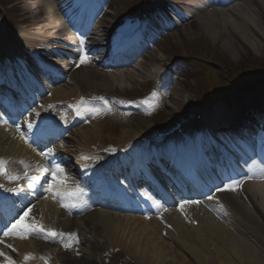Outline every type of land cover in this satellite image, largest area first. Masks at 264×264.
Listing matches in <instances>:
<instances>
[{
  "label": "bare ground",
  "instance_id": "6f19581e",
  "mask_svg": "<svg viewBox=\"0 0 264 264\" xmlns=\"http://www.w3.org/2000/svg\"><path fill=\"white\" fill-rule=\"evenodd\" d=\"M189 1L183 3L184 6L176 7L175 9L163 4L157 0H144L141 4L139 13L146 16V22L151 20L157 21L161 26L167 30H171V26L168 25V19L164 20L165 13L175 11L177 14H192L196 17L198 22V34L197 36H208L214 43L222 49H227L235 38L241 39L243 43H246L249 47H253L251 44H257L255 38L260 37L262 32L258 25L257 20L264 19V0H234L236 3H225L221 8H212L208 3H202L200 0H185ZM23 4L26 14L29 16L30 26L38 29V32L32 33L33 37H27L23 33H15L7 35L3 27L0 29V60L3 65L16 64L20 73H14L17 77H24L28 81L31 79L33 73H29L31 68H37L38 72L44 73L50 82L55 84L61 80H65V85L59 87L48 86L44 92H52L46 102H41L40 108H44L46 104L53 102H63L71 98L72 102L70 106L74 109L75 107L82 108L87 107L88 104L84 103L83 99L80 98L76 91L81 92L82 82L88 86V88L104 86L106 88H112L118 86L123 88L128 82H132L137 78L140 79L143 76L148 77L152 72L160 71V67L169 66L164 60H161L160 49L156 47L147 49L141 41L133 42L139 49V56L141 60L138 64L126 72H111V73H83L77 74L76 71L70 73L73 67V63L67 61V57L77 55L78 53L87 52L97 55L98 61H102L103 64L114 66L111 60L106 57H100L102 51L107 48L106 44H103V38L106 36L113 37L115 34L111 30L112 22L110 19L115 18V13L108 12L105 14L106 18H99L103 15L104 2L98 0H20ZM163 4V6L156 7V4ZM190 6H199L198 11H192ZM90 9L88 21L83 25L80 37L76 42L69 41L70 31L77 28L75 20L77 15L81 11ZM189 16V15H187ZM186 16V17H187ZM108 17V18H107ZM99 20V21H98ZM164 23H163V22ZM95 22V23H94ZM118 29V28H117ZM91 31V35H89ZM88 33V34H87ZM35 35V36H34ZM172 33L171 36H175ZM188 35V34H187ZM196 36V35H195ZM157 39V37L155 38ZM153 39V42L154 40ZM152 42V43H153ZM72 44H76L79 49L77 51L70 49ZM154 45V44H153ZM23 52L26 61L23 62L19 55V52ZM114 62V60H112ZM122 64L123 61L117 62ZM127 63V62H126ZM162 67V69H163ZM2 69V68H1ZM0 69V70H1ZM14 72V70H12ZM101 73V74H100ZM30 74V75H29ZM96 78H93V76ZM36 79V75H34ZM32 75V80H33ZM98 78V79H97ZM37 80V79H36ZM44 83L43 81H40ZM47 83V82H46ZM45 87V84H43ZM89 91V90H88ZM90 94V93H88ZM174 100H179L180 95L172 94ZM123 104V102H121ZM126 105V103H124ZM253 106L256 107L254 111H247L245 108H239L236 112L244 114L239 123H235L241 129H245L249 133L253 132L255 126H258L256 130L259 133L264 134V103L259 98H255ZM173 108L170 109V111ZM75 110V109H74ZM220 113H224L221 108L217 109ZM69 110L64 107L57 111L67 113ZM252 114V115H251ZM82 115H84L82 113ZM232 116V114L230 115ZM94 120L91 123L90 128H85V125H79L76 116L70 118L69 121L74 120V126L69 130L68 134L64 137V140H69L75 143L77 150H89L104 153L105 147L109 146L108 143L115 142V148L117 154L123 152L136 151V144L142 139L147 140V131L150 127V122L147 120L139 119L133 123L136 132H122L118 139L103 134L105 125L102 123L103 120ZM219 123V120H217ZM217 123H212L218 129L222 128ZM66 124V123H62ZM257 124V125H256ZM76 126V127H75ZM78 126V128H77ZM201 126V122H194V125L187 129L185 135H191V140H196V131ZM108 132V131H107ZM20 133L15 128H11L4 123H0V160L5 161L4 167L7 168L8 173H20L24 170V165H29L36 169H47L49 168V159L45 160L40 155L41 152L33 151L31 146L33 143L28 139H19ZM23 134L26 135L25 132ZM202 134V133H200ZM201 137V135H198ZM149 139V138H148ZM184 140V139H182ZM27 141V142H26ZM100 144V148L94 145ZM201 146L206 150H201ZM61 147H65L62 145ZM71 148V146H69ZM104 147V148H103ZM79 148V149H78ZM53 150V149H52ZM189 152H187V151ZM209 150V151H208ZM217 151V153L215 152ZM182 151L189 156L193 161V165L196 168L197 173L201 174V167H205L206 164L210 163V160L215 159L219 161L221 157V147L215 145H209L205 140L199 141L192 147L186 145L184 142V148ZM213 153L210 156L201 157L202 152L206 154ZM64 153V152H62ZM62 153H58L61 159L63 158ZM53 153L52 156H58ZM23 162V163H21ZM21 164L23 168L21 169ZM52 169V168H51ZM52 175V174H51ZM56 177H64L65 183L63 185H54L53 188L48 187V196L44 201L37 202L33 207L32 204L35 199H28L24 197L23 205L30 206L31 215L34 213L40 214L39 217H43L46 226L57 228V224L60 222L62 202L68 205L67 200L69 196L65 194L73 193L72 186L75 181L73 174L63 175L57 173ZM253 179L243 182L241 186V196H237L235 193H224L219 196L221 200H227L232 206L234 212L230 210L232 224L235 225V233L230 229L224 227L219 221H216L205 211L190 212V205H183V209H159L156 211L149 222L145 223L142 220L131 217V216H120L115 215L109 211H106L103 207H95L92 210L86 212L83 209L76 210L74 215L77 217L76 225L84 227L82 222H89L91 232H98L104 237L109 236L112 244H117L121 247H125L129 254L138 256L142 262L148 264H183L182 259L179 258V254L176 253V249L186 254V257L194 262V264H263L262 255L264 256V171L258 169L255 174H251ZM8 177L1 178L0 181L4 183ZM9 179V178H8ZM76 191V190H75ZM74 191V192H75ZM59 194V195H54ZM78 200L85 201L87 206L94 205L89 197L79 195ZM23 206V207H24ZM32 206V207H31ZM84 211V212H82ZM192 213L194 217L198 219V226L204 234V239L200 238L192 229L191 225L188 224L191 218L185 219L179 215ZM192 219H195V218ZM160 219H163L166 223L173 226L174 230L167 232L168 237L173 246L171 249L164 248V242L168 245V242L161 236V232L164 228L160 224ZM82 220V221H81ZM72 224V223H71ZM150 225V226H148ZM68 228V226H64ZM251 235L256 238V245L258 244L259 250L254 249V246L250 243L243 241L238 234ZM244 231V232H243ZM145 234V236H144ZM27 240V237L21 239L19 235L13 234L10 236H3L0 238V252L4 255L0 256L4 258V263L8 264L7 252L8 245L14 247L16 257L27 250H32V246ZM80 240L81 243H85V239H73ZM73 241L71 245L76 246V242ZM75 242V243H74ZM151 245H150V244ZM69 244V243H67ZM78 244V241H77ZM107 244V243H106ZM105 244V245H106ZM108 246V245H107ZM88 249L91 253L96 255V252H102L103 248L99 245L88 244L84 249ZM212 248V251H211ZM83 249V248H82ZM180 251V252H181ZM33 253V251H31ZM169 256V257H168ZM47 258L49 256H46ZM10 258V257H9ZM72 261L66 259L64 264H73ZM169 262V263H167ZM189 262V261H188ZM82 264L86 261L82 259ZM190 263V262H189ZM17 264V263H15Z\"/></svg>",
  "mask_w": 264,
  "mask_h": 264
},
{
  "label": "rangeland",
  "instance_id": "374dc122",
  "mask_svg": "<svg viewBox=\"0 0 264 264\" xmlns=\"http://www.w3.org/2000/svg\"><path fill=\"white\" fill-rule=\"evenodd\" d=\"M107 6L109 7V10L111 12H117V16H120L124 14L123 7H126L124 4H126V0H123L122 2L120 0H105ZM12 3V9L9 10L10 13H8V7L7 4ZM0 8L5 11V13L0 11V20L1 24L0 26H3V28L6 30L7 34H15L16 31L20 30L22 28L21 21L26 18L29 22L30 19L25 14V10L23 8V4L20 2V0H0ZM124 12V13H122ZM8 15L7 17L5 15ZM263 22L257 21L258 25L261 29V36L255 38L257 41V44H251L253 47H249L246 43H243L241 39L238 37L235 38L230 44H232L227 49H222L218 43L212 42L210 37L208 36H197L198 34V22L192 21L190 24H186L184 26H181L179 31H177L175 36L169 35L166 39L160 42V44L157 46L160 49V59H166L168 61L171 59L170 55L172 53H179V55H184L187 51V48L191 47L193 44L197 43H203L202 45L207 46L210 49H213V61H210L213 65L208 67V71L211 70L214 74L213 77L218 76L219 71H224L223 65H229L234 64L238 65L242 60H246L247 58H250L252 55L263 58L264 57V19H262ZM29 31L31 30L28 29ZM188 34V35H187ZM196 35V36H195ZM8 38V35H6ZM201 45V44H200ZM162 51V52H161ZM219 61L216 63V61ZM70 61V60H69ZM75 62L74 68L77 70L78 74L82 73H88L89 71H96V67L94 65L81 64L79 59L76 58L73 60ZM187 64V63H186ZM189 64V63H188ZM209 64V63H207ZM79 65V66H78ZM189 68L185 75H182L178 77L175 89H172L170 93L166 94V99L162 101L159 100L158 102L155 101L157 99L156 94L155 100L150 101L152 104L153 102H157L155 104V109H157L160 113L158 116L160 117L161 121L164 122L166 125L167 123L172 121H180L181 118H184L189 111V107L186 105V99L189 100V102H193V97L190 93H187L186 91H189L190 88L193 86V83H196L197 79L199 77L197 76V72L194 71L192 67V62H190ZM88 71V72H87ZM217 71V72H216ZM93 76V74H91ZM93 78H96L93 76ZM98 79V78H97ZM65 83H61L63 85ZM145 80L143 79H136L132 82H128L126 86L123 88H120L118 86L112 87V88H106L104 86L99 87L100 94L103 95H109L113 92L119 93V94H130L132 92L134 93H142V91H145L146 86ZM60 85V84H59ZM83 87H88L84 82H82ZM227 86L230 84H226ZM253 87L252 90L255 91L258 89V85H251L249 84V87ZM148 87V86H147ZM212 88V87H211ZM142 89V90H141ZM212 89L215 90V87ZM249 88L247 87L246 90ZM174 92L176 94L180 95L179 100H174L173 95ZM173 108L171 111L170 109ZM191 110V109H190ZM117 111L114 110L108 115H105V120L102 122L105 125L104 129H107L103 131V134L108 135L112 137L113 139H118V136L121 135L122 132H136L137 129L133 125V123L139 119L147 120L150 123V127H148L147 133H149L151 136H155L156 132L154 130L153 123L151 119L144 113L147 111L143 109V107L140 108L137 112H131L129 114L123 113V115H119L116 113ZM143 112V113H142ZM151 117L154 119V115L151 114ZM101 117L100 119H102ZM108 131V132H107ZM66 214V213H65ZM67 216V215H66ZM63 222H69V218H64V216L61 218ZM87 227L90 225L87 224ZM84 229V228H83ZM117 260L118 264H122V261L120 259H114L113 261ZM111 264V263H109Z\"/></svg>",
  "mask_w": 264,
  "mask_h": 264
},
{
  "label": "snow or ice",
  "instance_id": "6c2138e0",
  "mask_svg": "<svg viewBox=\"0 0 264 264\" xmlns=\"http://www.w3.org/2000/svg\"><path fill=\"white\" fill-rule=\"evenodd\" d=\"M89 62V58L87 57V54H83L81 56L80 59V63L81 64H86ZM79 66V65H78ZM102 99V98H101ZM88 111L94 112L96 114H100L101 113V109H88ZM108 111H111V109L109 108ZM77 112L79 114V109H77ZM28 127L31 128L32 125L31 123L28 124ZM19 130V129H18ZM27 142V141H26ZM41 156H45L47 157H51L53 155V153L51 152V150H49L48 153H40ZM84 159H88V157H84ZM23 163V162H21ZM5 161L0 160V174L2 175H6L9 179H19V177H14L11 176L10 174H8L5 170ZM25 167L27 168L28 166L25 165ZM37 172L41 171V169H36ZM43 171L45 172H51L52 176L55 178L57 173L63 174V168H61V166L59 164H54L52 166V169H43ZM25 178L27 179V173H25ZM251 178V177H249ZM264 178V177H262ZM39 176H34L30 178V182H29V188H33L35 186L36 181H38ZM239 186V182L234 181L232 184H228L225 185L224 188H218L217 191H223V190H230V191H235L237 189V187ZM16 190H22V189H16ZM46 191H48V189H46ZM54 195H59V194H54ZM71 197H77L79 195H82V189L77 188V190L73 193L70 194H65ZM186 203H198V201H182L181 203V210L183 209V205ZM62 206L63 207H69V205H65L62 202ZM30 212V209L28 211H25L24 214L22 216L19 217V219H17L10 228H8L6 231L3 232V235L5 237L16 234L19 235L21 239L26 238V236L29 233H44L46 230L44 229V227L42 225H38L36 223H23V221L25 220V217L28 216V213ZM63 233H58L54 230H48L47 231V235L45 238H52L55 239L57 237H63ZM0 243H3V241H0ZM8 247H11V245H8ZM65 247H70V244H65ZM4 253L0 252V256H3ZM30 256H25V260L30 259ZM8 264H15L14 261H12L10 258H8Z\"/></svg>",
  "mask_w": 264,
  "mask_h": 264
}]
</instances>
